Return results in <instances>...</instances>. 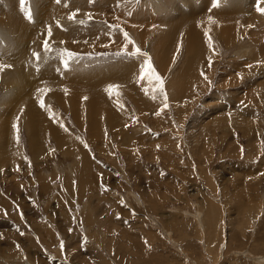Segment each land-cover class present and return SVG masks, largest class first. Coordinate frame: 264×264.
<instances>
[{"label": "rangeland", "instance_id": "rangeland-1", "mask_svg": "<svg viewBox=\"0 0 264 264\" xmlns=\"http://www.w3.org/2000/svg\"><path fill=\"white\" fill-rule=\"evenodd\" d=\"M263 16L0 0V264H264Z\"/></svg>", "mask_w": 264, "mask_h": 264}, {"label": "bare ground", "instance_id": "bare-ground-1", "mask_svg": "<svg viewBox=\"0 0 264 264\" xmlns=\"http://www.w3.org/2000/svg\"><path fill=\"white\" fill-rule=\"evenodd\" d=\"M37 1H38V0H37ZM195 4H196V3H195ZM192 6H193V5H192ZM197 8H198V7H197ZM197 8H196V9H197ZM199 8H200V7H199ZM191 9H192V8H191ZM197 10H198V9H197ZM191 11H192V10H191ZM219 11H220V10H219ZM198 12L200 13V11H198ZM217 12H218V11H217ZM218 13H219V12H218ZM195 14H197L196 11H195ZM213 14H214V12H213ZM213 14H211V15L213 16ZM219 14H220V13H219ZM11 15H12V14H11ZM215 15H216V13H215ZM217 15H218V14H217ZM208 16H209V15H208ZM212 16H211V17H212ZM14 17H15V16H14ZM213 17H215V16H213ZM263 17H264V16H263ZM208 18H209V17H208ZM7 19H8V18H7ZM14 20H15V19H14ZM16 20H17V19H16ZM206 20H207V19H206ZM7 21H8V20H7ZM18 22H19V21H18ZM8 23H9V22H8ZM14 23H15V22H14ZM235 23H236V22H235ZM19 24H20V23H19ZM5 25H6V24H5ZM24 25H25V24H24ZM18 27H19V26H18ZM22 27H23V26H22ZM234 27H235V25H234ZM8 28H9V27H8ZM12 28H13V27H12ZM16 28H17V27H16ZM20 28H21V27H20ZM23 28H24V27H23ZM228 28H229V27H228ZM21 29H22V28H21ZM224 29H225V28H224ZM226 29H227V28H226ZM233 29H235V28H233ZM227 30H228V29H227ZM16 31H18V29H16ZM25 31H26V30H25ZM25 31H23V33H24ZM16 33H17V32H16ZM26 33H27V32H26ZM227 33H228V32H227ZM17 35H18V34H17ZM19 35H20V34H19ZM22 35H23V34H22ZM20 37H21V38H20ZM20 37H19V38L21 39V41H22V45H23V44L25 43V42H24V38H23V36H20ZM20 39L17 40V43H18L19 45H20ZM15 43H16V42H15ZM17 43H16V44H17ZM15 50H16V49H15ZM17 50H20V49L18 48ZM17 50H16V51H17ZM23 52H24V51H23ZM20 54H21V52H20ZM23 54H25V53H23ZM18 55H19V53H18ZM20 58H21V57H20ZM18 59H19V58H18ZM1 62H2V61H1ZM2 66H3V65H2ZM3 68H4V67H3ZM16 69H17V68H16ZM19 69H21V66H20ZM23 69H24V68H23ZM23 69H22V70H23ZM14 70H15V69H14ZM22 70H21V71H22ZM23 71H24V70H23ZM23 71H22V73H23ZM10 73H11L13 79H14V80L11 79V80H10V83H11V82H12V83H18V82L22 83V82H24L25 79H26L27 82H28V79H27V78L30 79V77L25 78L27 75H26L25 77H24V76H21V75L19 74V71H18L17 73H15V72H13V73L10 72ZM30 76H31V75H30ZM34 77H35V76H34ZM26 80H25V81H26ZM7 81H9V80H7ZM27 82H26V83H27ZM22 84H23V83H22ZM22 84H21V85H22ZM12 85H13V84H12ZM28 85H29V84H28ZM24 86H25V83H24ZM26 86H27V85H26ZM54 86H55V85H54ZM22 87H23V86H22ZM48 88L53 89L54 91H55V89H56V88H53V87H50V86H49ZM23 89H25V88H22V90H20V91H22V92L25 93V91H24ZM57 89H58V88H57ZM57 89H56V90H57ZM27 90H28V88H27ZM16 93L18 94L19 91L17 90ZM55 93H56V91H55ZM20 95H22V94H20ZM20 95H17V96H20ZM55 95H56V94H55ZM6 106H7V105H6ZM6 106L1 107V108H3V110H5V109H6V108H5ZM4 108H5V109H4ZM7 109H8V108H7ZM7 109H6L5 111H7ZM38 110H39V109H38ZM5 113H8V112H5ZM33 113L37 114V113H36V110L34 111L33 109H32V110L29 109L28 114L31 115V116H33ZM34 116H35V115H34ZM0 120H1V119H0ZM3 120H4V119H3ZM4 121H5V120H4ZM2 122H3V121H2ZM7 122H8V121H7ZM0 124H1V123H0ZM6 124H7V123H6ZM9 125H10V124H9ZM0 126H1V125H0ZM1 127H2V126H1ZM7 127H8V126H7ZM9 127H10V126H9ZM4 129H6L5 126H4ZM4 129L2 130V132L0 131V133H1L0 136L5 132ZM0 138H1V137H0ZM1 141H2V139H1ZM0 143H2V142H0ZM1 175H3L2 172H1ZM1 175H0V176H1Z\"/></svg>", "mask_w": 264, "mask_h": 264}, {"label": "snow or ice", "instance_id": "snow-or-ice-1", "mask_svg": "<svg viewBox=\"0 0 264 264\" xmlns=\"http://www.w3.org/2000/svg\"><path fill=\"white\" fill-rule=\"evenodd\" d=\"M20 2H21V5H22V6L26 4V0H20ZM218 2H219V0H216L217 5H218ZM259 10H261V9L258 8V11H259ZM28 16H29V18H30V13L28 14ZM125 39L128 40L129 43H131V41L129 40V38H128V36H127L126 33H125ZM45 48H47V42L45 43ZM136 54H140L139 49L136 50ZM145 64H146V67H147L148 72L151 73V74H153V75H155V73H154V69H152L151 64H150L148 61H145ZM142 72H143V69H142ZM202 75H203V74H202ZM205 78H206V77H205ZM155 79H156L158 82H160V83L162 84V80H161V78H160L158 75H155ZM113 87H117V86H113ZM162 90H163V89L161 88V91H162ZM40 107H41V108H44V107H45L43 101L40 102ZM17 131H18V129H17Z\"/></svg>", "mask_w": 264, "mask_h": 264}]
</instances>
